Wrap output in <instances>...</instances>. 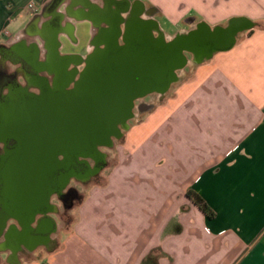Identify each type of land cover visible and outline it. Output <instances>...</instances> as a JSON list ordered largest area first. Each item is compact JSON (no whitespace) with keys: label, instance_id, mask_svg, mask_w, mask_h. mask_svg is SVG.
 I'll return each mask as SVG.
<instances>
[{"label":"crops","instance_id":"0c3cea01","mask_svg":"<svg viewBox=\"0 0 264 264\" xmlns=\"http://www.w3.org/2000/svg\"><path fill=\"white\" fill-rule=\"evenodd\" d=\"M184 2L172 10L176 20L211 29L241 20L242 37L229 51L199 62L191 80L146 93L148 104L173 91L128 129L106 180L88 189L58 242L50 203L56 194L45 205L52 211L28 215L35 217L28 226L16 217L21 210L3 201L8 221L0 223V264H142L155 249L159 264H264V0H199L201 7ZM136 4L141 20L167 14L144 0H0V77L13 75L23 107L44 88L62 84L68 90L75 72L102 52L96 50L104 39L113 43L115 17L126 18ZM156 24L165 41L177 36ZM82 36L91 40L83 50ZM186 57L187 64L194 60ZM186 67L175 71L176 79ZM10 88L3 84L0 100ZM22 132L0 128V155L9 137ZM190 191L212 216L188 197ZM26 227L36 235L44 229L48 243L27 247Z\"/></svg>","mask_w":264,"mask_h":264},{"label":"rangeland","instance_id":"374dc122","mask_svg":"<svg viewBox=\"0 0 264 264\" xmlns=\"http://www.w3.org/2000/svg\"><path fill=\"white\" fill-rule=\"evenodd\" d=\"M147 5L154 9L155 5L162 6L167 14L163 12H157L154 14V19L161 26V30L168 36L175 37L178 32H185L187 28L191 29L193 26H188L186 23V19L184 20H176L175 15H171L174 8H177L179 3L188 2L190 5H198L202 6L198 1L194 3H190L192 0H144ZM194 12V16L197 21L202 20V18L196 14V9L192 10ZM227 21H224L223 24L226 25ZM191 27V28H190ZM195 27V26H194ZM243 34V33H242ZM242 34L236 37L240 39ZM167 38V37H166ZM82 50L83 48H88L91 44V40H85V36H82ZM69 51V50H68ZM17 53V52H14ZM35 53V50H34ZM85 53V50H84ZM109 51H103L100 55L94 54L92 56V60L96 57V61L93 62V66L89 68L88 71L84 70L85 77L84 80L77 83L75 87L72 89V92H65L64 88L61 85H58L55 90L52 92H48L47 95H42L43 92H40V97L48 99L50 102H58L59 100H80L85 101L88 99V95L91 98H97L101 101V97L103 95H99L98 89L95 90L94 87H105L110 85L111 81H109L105 73L103 71L107 68L106 58L109 56ZM34 57H32L33 59ZM209 60V59H208ZM206 60V61H208ZM62 59L57 60V64H63ZM199 62L195 59L188 62L186 69L180 71L177 75V79L174 82V87L183 81H189L192 79L194 71L196 70ZM9 69H13V66H9ZM32 68L34 66H31ZM21 79L23 77L21 76ZM87 82H90V87L87 85ZM5 84V82L0 81V88ZM173 88V87H171ZM170 88V89H171ZM17 88L12 87L8 90V94L6 97L0 100V128L7 127L8 123H12L13 121L18 122V119H21L19 123H21L24 127L22 135L17 137H9L8 145L2 146L4 152L0 155V213L5 215L7 210L3 205V201H9L13 203L18 209L23 210L28 215H32L37 207L40 205V198L43 196L42 191L46 189L47 186H56L61 179L64 171L61 167L63 165L64 158L60 161L56 160L55 163L52 160V163H49V137H47L48 133H52V149H58L60 147L65 146L70 151L82 150L85 148V140L87 139L86 132L81 129H85L86 126V114L81 111L68 112L66 114V118L69 119V123L72 121L76 125H82L81 128H73L70 124V128L67 131V136L64 141L58 139V134L56 131L41 130L40 132L31 131L29 127V121L34 119L32 115H28L25 112V106L23 104L18 103V95L19 91ZM165 97L162 99L156 97L152 99V101L148 104L152 107V109H148V113L154 111L158 108L167 96H172L173 91H168ZM151 98V97H149ZM109 98L104 96L102 99L104 102L108 101ZM84 103V102H83ZM21 104V105H20ZM68 105V104H67ZM67 105L65 107H67ZM77 105V104H76ZM76 110H82L84 106H74ZM15 110L12 112V110ZM144 114H141L137 110V105H135L133 114L134 118L131 119L126 126H120L121 137L113 138L111 146H101L99 147V151L103 155V161L100 164L102 166L101 171L94 176H91L88 180H80V179H72L66 187V190L74 189V196L67 200V202L61 201L57 195L53 196L50 199V203L54 208H56V212L52 214L53 219L55 218L56 223V231L54 233V238H56V242L59 241L60 236L64 237V231L71 225V223L75 220V211L74 209L80 204L83 197L87 193L88 189L92 186L102 184L106 180V176L108 173V168L115 160L116 157V148L123 142V136L127 133L128 129L132 128L136 125L137 122L141 121L144 117ZM29 117V118H28ZM105 117H108L106 115ZM53 150V151H54ZM90 167H95V162L93 159L89 160ZM51 165V167H49ZM45 204L43 205V207ZM39 208V207H38ZM30 217V216H28ZM43 233L40 235L41 240L43 237ZM23 240L27 247L33 245L34 239H32V234L29 228H25L23 232ZM36 240V241H37ZM9 243L13 244V246H17V244L9 240ZM2 248L0 249V251ZM45 257L44 259H46Z\"/></svg>","mask_w":264,"mask_h":264},{"label":"water","instance_id":"95a60500","mask_svg":"<svg viewBox=\"0 0 264 264\" xmlns=\"http://www.w3.org/2000/svg\"><path fill=\"white\" fill-rule=\"evenodd\" d=\"M134 21L139 22L137 18ZM245 27L244 21L236 19L231 20L225 27L218 26L211 29L206 25H201L197 31L179 36L174 41L164 43L160 41L157 44L151 41V33L148 30V45L140 41V43L135 42L131 48L133 51L110 53L106 58L107 68L103 73L111 83L106 89L105 87H94L95 90L98 89L99 95H103L102 99L104 96L109 98L105 102L102 99L100 101L89 97L90 94L88 99L83 101L84 103L80 100L69 99L53 103L46 99V96L35 100L26 97L28 100L26 99L25 112L34 117L29 121L30 130L56 131L58 139L61 138L62 141L67 136L70 125L73 128L82 127L72 121L69 123V119L66 118L67 111H81L86 114V126L85 129H81L86 132L87 136L85 148L70 151L63 146L52 152L54 159L63 156L67 162L61 166L64 173L58 184L54 187L47 186L42 191L43 196L37 209L42 211L47 196L60 194L70 180L74 178L88 180L101 171L100 164L103 161V155L99 147L111 146L113 138L121 137L120 126H126L131 120L135 96L142 93V88L148 85V93L154 91L165 93L176 80L175 71L187 66V57L184 53L196 56L197 62L208 60L216 53L226 52L233 48L237 35ZM97 54L100 55L96 53V57ZM96 57L91 59V67ZM89 83L87 82V85L90 87ZM74 106H84V108L76 110ZM106 115L108 117H105ZM7 127L14 130L24 129L23 125L16 121L8 123ZM86 159H96L100 163L95 167H90ZM31 218L30 216L23 220L25 226H28Z\"/></svg>","mask_w":264,"mask_h":264},{"label":"flooded vegetation","instance_id":"af4514ba","mask_svg":"<svg viewBox=\"0 0 264 264\" xmlns=\"http://www.w3.org/2000/svg\"><path fill=\"white\" fill-rule=\"evenodd\" d=\"M125 2L126 1H121L118 4L119 5V10H121L122 13L124 11V7L123 6L125 5ZM135 6H137V7H135L134 11L130 12L126 16V18L119 19L118 17L117 18L115 17V21H114L115 22V24H114L115 26L113 27V30L117 31L116 28H118L119 29V33L118 32L115 33V36H114L115 39H114L113 43L112 42L108 43V41L106 39H104V42H103L104 48H102V49L101 48H97L96 51H102V52L103 51H109V53H111V54H113V53L117 54V52H122V51H124L125 53H128V52L133 51V50H131V48H132L133 45H135V42H139L140 41L141 43H145V44L148 45V30H150L149 32L151 33V41L154 44H157L160 41H162L163 43L164 42L174 41L179 36L188 34V33L193 32V31H197L200 28V26H201V25L198 26V27L196 26V27L192 28L191 30H189L188 32H185V33H182V34H177V36L171 41H165L164 40V36H162L163 34H161V31L158 29V26H157L156 22L151 20L150 17H148V21L141 20L140 19L141 18L140 16H142V15H140L142 13L141 8L139 7L138 4H136ZM150 15H151V12H149L148 16H150ZM138 17H140V18H138ZM136 18L139 20V22L134 21ZM188 26H193V23H189ZM184 54H186L189 58H192L194 56V55H190L189 53H184ZM194 59L196 60L197 57L194 56ZM90 66L91 65L89 63V66L85 69V71H88ZM85 74L86 73H84V72H82L80 74L75 72L74 80L69 83L70 87H69L68 90H65V92H69V93L72 92V89L75 87V85L77 83H79V82L84 80ZM12 77H13V75L1 76L0 77V81L5 82L6 85H10L11 86ZM142 89H143L142 93L138 94L137 96H135L133 109H132V114H133L135 105H137V110L141 114H144L146 111H148V109H152V107L149 104L146 103V99L148 98L147 97L148 94H146V93H148V85L145 86ZM53 90H55V87L54 88H46V89L44 88L41 92H43L42 95H44V94H47L48 92H52ZM37 97H39L38 99L41 98L40 96H37ZM33 131L40 132L38 130H33ZM52 136H53L52 133H48L47 134V137H49V147H48V151H49V155L48 156H49V159H50L49 163H52V160L55 163V161L57 159H58V161H60L59 157L57 159H54L52 157V152L54 150V149H52V146H51ZM89 160L90 159H86L88 165H90L89 164ZM93 160L95 162V166H97L98 163H100L96 159H93ZM63 162L64 163L67 162L66 158L64 159ZM49 167H51V165ZM66 187L64 188V190L60 194H56L58 196V198L61 201H63V202H67V200H70L74 196V189L66 190ZM50 197H51V194H50V196H47V198H49V199H50ZM44 198L46 199V197H44ZM40 199H42V197ZM47 204H48V199L46 200V204L45 205H47ZM40 211L41 210L37 209L34 213L40 212ZM42 211H44V212L45 211H52V208L51 207L46 208V206H44V209ZM55 212H56V208L53 210V213H55ZM7 216L8 215H3L2 213H0V223L1 224L3 222H6V220L8 219ZM16 217L19 220L20 219L24 220V219H27L28 216H27V213L25 211L21 210V215L18 214ZM34 218H31L29 223H31V221L34 220ZM0 231H2V229ZM43 232H44V234L42 236L43 238L41 240H37V239H40V235ZM51 232H52V230H51ZM51 232L49 231V233H51ZM31 234H32V239L35 238L34 241H33V245H36V243H43V244L48 243L47 242L48 238L45 236V230L44 229H43L42 232L37 233V235L34 234V233H31ZM0 235H1V232H0Z\"/></svg>","mask_w":264,"mask_h":264},{"label":"trees","instance_id":"16d2710c","mask_svg":"<svg viewBox=\"0 0 264 264\" xmlns=\"http://www.w3.org/2000/svg\"><path fill=\"white\" fill-rule=\"evenodd\" d=\"M63 158V157H62ZM188 197L208 216H212L205 200L195 192H188ZM161 257L160 250L155 249L150 252L142 261V264H159V258Z\"/></svg>","mask_w":264,"mask_h":264},{"label":"built area","instance_id":"2783aa9c","mask_svg":"<svg viewBox=\"0 0 264 264\" xmlns=\"http://www.w3.org/2000/svg\"><path fill=\"white\" fill-rule=\"evenodd\" d=\"M28 9H29V10H32V11H34V12L37 11V8H36V5H35L34 2H30V3L28 4Z\"/></svg>","mask_w":264,"mask_h":264}]
</instances>
